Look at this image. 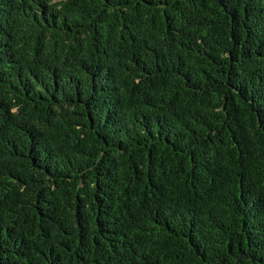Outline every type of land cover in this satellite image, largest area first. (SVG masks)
<instances>
[{
    "label": "trees",
    "instance_id": "16d2710c",
    "mask_svg": "<svg viewBox=\"0 0 264 264\" xmlns=\"http://www.w3.org/2000/svg\"><path fill=\"white\" fill-rule=\"evenodd\" d=\"M0 264H264V0H0Z\"/></svg>",
    "mask_w": 264,
    "mask_h": 264
}]
</instances>
